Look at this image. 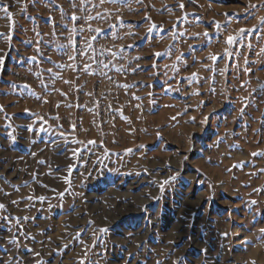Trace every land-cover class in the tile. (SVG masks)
Segmentation results:
<instances>
[{
  "label": "rangeland",
  "instance_id": "obj_1",
  "mask_svg": "<svg viewBox=\"0 0 264 264\" xmlns=\"http://www.w3.org/2000/svg\"><path fill=\"white\" fill-rule=\"evenodd\" d=\"M262 19L0 0V264H264Z\"/></svg>",
  "mask_w": 264,
  "mask_h": 264
},
{
  "label": "snow or ice",
  "instance_id": "obj_2",
  "mask_svg": "<svg viewBox=\"0 0 264 264\" xmlns=\"http://www.w3.org/2000/svg\"><path fill=\"white\" fill-rule=\"evenodd\" d=\"M113 2H115V0H113ZM180 6L183 7V5H180ZM252 7H255V5H252ZM5 11H7V10L5 9ZM261 23H264V19L261 20ZM241 31H246V30L242 29ZM204 35L207 36V33H205ZM232 41H233V37L229 36L227 38V42L231 43ZM213 59H215V57H213ZM193 75H195V74H193ZM262 87H264V86H262ZM254 155H255V153H254ZM0 207H3V205H0ZM261 231L264 232V229H261Z\"/></svg>",
  "mask_w": 264,
  "mask_h": 264
},
{
  "label": "built area",
  "instance_id": "obj_3",
  "mask_svg": "<svg viewBox=\"0 0 264 264\" xmlns=\"http://www.w3.org/2000/svg\"><path fill=\"white\" fill-rule=\"evenodd\" d=\"M173 176H174V174L171 175V177H173Z\"/></svg>",
  "mask_w": 264,
  "mask_h": 264
}]
</instances>
